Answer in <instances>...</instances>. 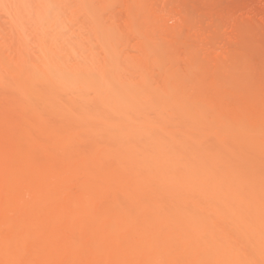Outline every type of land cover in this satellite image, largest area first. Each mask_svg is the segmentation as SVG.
<instances>
[{
  "label": "bare ground",
  "instance_id": "obj_1",
  "mask_svg": "<svg viewBox=\"0 0 264 264\" xmlns=\"http://www.w3.org/2000/svg\"><path fill=\"white\" fill-rule=\"evenodd\" d=\"M111 1L0 0V90L17 101L7 104L0 94L1 106L21 104L25 116L16 134H9L19 124L14 116L0 118V264H264V169L255 166V125L264 116L255 113L256 85L230 95L235 70L222 68L228 84L219 82V50L203 60L218 71L215 82L227 84L221 89L209 71L203 82L193 74V53L183 64L187 81L163 67L165 46L153 32L140 38L130 24L139 38L127 45L133 32L126 23L141 17L139 0L121 1L125 42L138 53L120 51L125 38L116 33ZM160 25L152 31L176 42ZM167 39L177 57L169 58L181 62ZM31 121L41 138H30L24 126ZM6 134L27 148L10 146Z\"/></svg>",
  "mask_w": 264,
  "mask_h": 264
},
{
  "label": "rangeland",
  "instance_id": "obj_2",
  "mask_svg": "<svg viewBox=\"0 0 264 264\" xmlns=\"http://www.w3.org/2000/svg\"><path fill=\"white\" fill-rule=\"evenodd\" d=\"M111 1V0H110ZM115 0H113V4L114 5H112L111 3V5L113 6V10H115L114 12V14H115V16H112V17H114L115 19H113L115 22L117 21V23H115V25H117L116 27L118 28L117 30H118V32L116 31V33H118V34H120V35H122L121 37L123 38V36H124V38L125 39H123L124 41H123V44H124V42L126 41V37L129 35L127 32H129V33H131V32H133V27H132V25H131V27H130V24H133V26L135 27L134 29H136V31H137V28H139L138 29V32H139V37L141 38H144V39H147L146 37H149L150 35H151V33L154 35V36H152L153 38L156 36L157 38H159L158 40H162L161 42L163 43L164 42V44L165 45H162V43L160 44V47H162V46H165V48L163 49V51H164V54L168 57H165L166 59H164L162 62H161V65L163 66V67H166V68H168L169 66L171 67V68H176L177 70L176 71H179L178 73H185L186 71V69L188 70V68H186L185 66H186V64L184 63V62H186V61H191V59L192 58H194V60H195V62L197 61L198 63H196V64H198V66H196V64H193V62L191 61V63L192 64H190V65H194L193 67L195 68V69H193V67L191 68V67H189V66H187V67H189V68H191V70H194V75L195 74H199L200 76H202L203 77V75H201V74H206V75H208L209 73H211L209 76L210 77H212V79L214 80V81H211L210 83L212 84L213 82L216 84V86H214V87H218V85L219 84H217L216 82H218L216 79H217V77L219 76V75H217V77L214 79V76H213V74L215 75V71L218 73V71L216 70V68H214L213 67V64L215 65V63H217V65L218 66H216L215 65V67H220L219 66V64L222 66V67H220V68H218V70H219V73L221 72V74L223 73V69H230V70H233V71H229V72H234V70H235V72L234 73H232V75H233V77H235V79L231 76V78L232 79H230L229 77V80H228V82L229 81H232V82H229V85H230V83H231V86L229 87V85H228V87L230 88V89H228L227 91H229V90H232L233 88H234V90H235V88H236V90L235 91H238V94L237 95H239V93L240 92H242V90H243V94H244V92L248 89V88H250V87H253V85L255 84L256 86V88H254L255 90H257V91H255V113H257L258 112V114H256V115H258V119H259V117L260 116H264V115H262L261 113H264V90L262 91L261 89H264V0H154V2H153V0H136V1H138V3H139V7L138 8H134V9H137L139 12H137V11H135L133 8V10H134V13H136L137 12V14L138 15H140L139 17L141 18V19H144V20H141L140 18L138 19V16L137 15H133L132 17L130 16V15H128V16H130L131 18H129L130 20H131V23H129V22H127V20H126V16H125V12H126V10H124L125 9V7H124V5H125V3H124V5H123V2H125V0H116L115 2H114ZM121 1H123L122 3H121ZM127 1V0H126ZM132 1V0H131ZM131 1L130 0H128L127 2H130L131 3ZM145 1V2H144ZM148 1V2H147ZM112 2V1H111ZM134 2V1H133ZM141 2V3H140ZM156 3H158V4H156ZM132 4V3H131ZM135 4V3H134ZM142 4V5H141ZM148 4V5H147ZM153 4V5H152ZM120 5L122 6V7H120ZM128 5H130V4H128ZM182 5V6H181ZM126 6V5H125ZM149 6V7H148ZM156 6V7H155ZM159 6V7H158ZM161 6V7H160ZM109 7V6H108ZM127 7V6H126ZM185 7V8H184ZM123 9L122 11L120 10V9ZM130 8H131V6H130ZM158 8V9H157ZM161 8V9H160ZM188 8V9H187ZM129 9V8H128ZM144 9V10H143ZM155 9V10H154ZM163 9H164V11H163ZM175 9V10H174ZM179 11H178V10ZM109 10V9H108ZM107 10V11H108ZM130 10V9H129ZM171 10V11H170ZM176 10H177V12H176ZM185 12H184V11ZM143 13V16H142V13ZM106 12V11H105ZM104 12V15H106V17L105 18H103L104 19V21H107L108 22V19H106L107 18V13L109 12L110 13V11H108L107 13H105ZM121 14H120V13ZM149 12H150V14H149ZM151 12H155L154 14L156 15V16H154L153 15V13H151ZM160 12H161V15H160ZM184 12V13H183ZM116 13H117V15H116ZM128 13V12H127ZM171 13V14H170ZM248 13V14H247ZM254 13V14H253ZM129 14V13H128ZM158 14V15H157ZM166 14H168V15H166ZM178 14V15H177ZM183 14V15H182ZM250 14V15H249ZM111 15H113L112 14V10H111ZM121 15V16H120ZM127 15V14H126ZM147 15V16H146ZM152 15V16H151ZM160 15V16H159ZM165 16L166 18V22H165V19H163L164 17H162V19H163V21H162V19L160 20V18H161V16ZM174 15V16H173ZM125 16V17H124ZM149 16V17H148ZM168 16V17H167ZM179 16V17H178ZM104 17V16H103ZM109 17H110V15H109ZM111 17V18H112ZM118 17H121V18H118ZM156 17L158 18L159 17V21H157V19H156ZM249 17V18H248ZM255 17V18H254ZM111 18H109L110 20H111ZM153 18V19H152ZM174 19V24L172 25V23H173V19ZM178 18H179V20H178ZM229 18V19H228ZM252 18V19H251ZM106 19V20H105ZM119 19L120 20H124V21H119ZM172 19V20H171ZM181 19V20H180ZM187 19H188V21H187ZM223 19V20H222ZM231 19V20H230ZM250 19V20H249ZM254 19V20H253ZM109 20V21H110ZM125 20H126V22H125ZM176 20L179 22H176ZM182 20H184V21H182ZM227 20V21H226ZM233 20H234V22H233ZM153 21L155 22V21H157V22H160V24H161V21H162V23L164 24V22H165V25H163L162 24V26L164 27L165 26V29L163 30V31H165L167 34L169 33V35L168 36H170L169 38L170 39H175V41L176 42H174L173 40H169V39H167V38H162L161 37V39H160V35H161V33L160 34H158V33H156V32H154V31H152V29H155L156 28V26L157 25H160L159 23L157 24V22H156V24L155 23H153ZM172 21V22H171ZM224 23H223V22ZM226 21V22H225ZM231 23H230V22ZM113 21H111L109 24H111ZM168 22H170V23H168ZM176 22V23H175ZM183 23L182 25L184 26H182L181 25V23ZM191 22V23H190ZM228 22V23H227ZM234 24H233V23ZM237 22H239V23H237ZM120 23H121V26H120ZM123 23L125 24L126 23V25L128 26L129 25V29H130V31H128L127 29V26L125 27L124 25H123ZM129 23V24H128ZM177 23H178V25H177ZM227 23V24H226ZM241 23V24H240ZM107 26H110V25H108L107 23H105ZM170 24V25H169ZM175 24H176V27H175ZM181 26H180V25ZM231 24H232V26H231ZM244 24V25H243ZM122 25H123V27H122ZM136 25V26H135ZM192 25V26H191ZM211 25V26H210ZM237 25H239L240 26V28L237 26ZM120 26V27H119ZM161 25H160V27H162ZM167 26V27H166ZM171 26V27H170ZM172 26H174L175 27V29H174V27H173V30H172ZM180 26V27H179ZM115 27V28H116ZM126 28V31L127 32H125V34L123 33L125 30V28ZM137 27V28H136ZM234 27V28H233ZM236 27V28H235ZM112 28H114V25H111L110 26V29H112ZM120 28V29H119ZM124 28V29H123ZM157 28H158V26H157ZM156 28V29H157ZM178 28H180V30L178 31ZM184 28H186V29H184ZM195 28V29H194ZM109 29V28H108ZM123 29V30H122ZM160 29H163V28H160ZM176 29H177V31H176ZM235 29H239V30H235ZM241 29V30H240ZM112 30H115V29H112ZM119 30H121V32H119ZM132 30V31H131ZM159 30V29H158ZM158 30H157V32H158ZM167 30H169L168 32H167ZM170 30H171V32H170ZM186 32H185V31ZM195 30V31H194ZM151 31V32H150ZM156 31V30H155ZM150 32V33H149ZM162 32V31H161ZM197 32V33H196ZM113 33H115V31H113ZM126 33L128 34L127 36H126ZM164 33V32H163ZM174 33V35L173 36H171L170 34H173ZM202 33V34H201ZM124 34V35H123ZM136 33H134L133 32V36L132 35H130V36H128V39H127V45L129 44V45H131V43H133V40H135V39H133V38H136V41H137V38H139L138 37V34H137V37H135L136 35H135ZM145 34V35H144ZM184 34V36H182ZM186 34V35H185ZM196 34V35H195ZM207 34V35H206ZM215 34V35H214ZM228 34H230V35H228ZM146 36V37H144V36ZM147 35H149V36H147ZM117 36H119V35H117ZM126 36V37H125ZM162 36H163V34H162ZM164 36H166V34L164 35ZM131 39H130V38ZM151 37V36H150ZM180 37V38H179ZM197 37V38H196ZM200 37H203V38H200ZM208 37V38H207ZM184 38V39H183ZM229 38V39H228ZM121 39V38H120ZM151 39V38H150ZM156 39V38H155ZM165 39H167V40H169V41H171V42H173L172 43V45L174 44V47L175 48H177L176 50H178L177 51V55H179V57H180V60H181V62H182V64H181V62L178 60L177 62L176 61H173L172 59H171V57H172V55H174V57L176 56L175 54H174V52L172 51V50H174V48L172 47V50L171 49H168V47H170V45L168 46V44H170L169 42H168V44H166V40ZM187 39V40H186ZM200 39V40H199ZM230 39H231V41H230ZM142 40V39H141ZM154 40V39H153ZM152 40V41H153ZM165 40V41H164ZM197 40V41H196ZM229 40V41H228ZM117 41H120V40H117ZM122 41V40H121ZM130 41H132L131 43H130ZM139 41V40H138ZM203 41V42H202ZM210 41H212V42H210ZM223 41H224V43H223ZM126 42H125V46L124 45H121L120 44V47H118V49L119 48H123L124 50H125V48L127 47V45H126ZM129 42V43H128ZM139 42H141V41H139ZM139 42H136V43H139ZM144 42H146L147 43V45L149 44L150 45V41H149V43H148V40H146V41H144ZM156 42V41H155ZM159 42V41H158ZM202 42V43H201ZM204 42H206V44L204 45ZM120 43H122V42H120ZM188 43H190V44H188ZM198 43V44H197ZM215 43V44H214ZM223 43V44H222ZM118 45H119V42L117 43ZM141 44H142V42H141ZM117 45V46H118ZM134 45V44H133ZM132 45V47L130 46V48H129V46L127 47V49H126V51L127 50H131V48L133 49V50H131V51H133V53L132 52H130V54H135V51L137 52L138 51V49H135V51H134V47H135V45L133 46ZM137 45V44H136ZM146 45V44H145ZM146 45V46H147ZM157 45V44H156ZM167 45V46H166ZM179 45V46H178ZM189 45H190V47H189ZM194 46V48H193V46ZM199 45V46H198ZM200 45L202 46V47H200ZM204 45V46H203ZM121 46H123V47H121ZM206 46H208V48L206 47ZM214 46V47H213ZM138 47V46H137ZM167 47V48H166ZM199 47V48H198ZM204 47V48H203ZM211 47H213V48H211ZM222 47V48H221ZM225 47V48H224ZM136 48V47H135ZM171 48V47H170ZM201 48V49H200ZM208 50H210V51H212V52H210V51H208ZM210 48V49H209ZM217 48H219V49H217ZM223 48L224 49H226L227 50V52H224V51H226V50H223ZM228 48V49H227ZM122 49V50H123ZM196 49V50H195ZM207 50V51H205V50ZM230 49H232V50H230ZM120 51H121V49H119ZM202 50V51H201ZM204 50V51H203ZM216 50H219V52H220V54H219V52H217ZM235 50V51H234ZM119 51V52H120ZM126 51H122L123 53H124V55L125 56H128V52H126ZM171 51V52H170ZM193 51V52H192ZM199 51H201V52H199ZM214 51V52H213ZM220 55V56H218L217 54H215L216 52ZM228 51H229V54H228ZM172 53V54H168V53ZM199 52V53H198ZM203 52H204V54H203ZM207 52H208V54H207ZM238 52V53H237ZM122 53V54H123ZM138 53V52H137ZM189 53H190V55L193 53V55H191L192 56V58H190V60H188V56H190L189 55ZM127 54V55H126ZM195 54H196V56H195ZM203 55L204 57L202 58L201 57V55ZM213 54H215V55H213ZM224 54V55H223ZM171 55V57L169 58V56ZM211 55V56H210ZM213 55V56H212ZM225 56L224 58L225 59H223V57H221V56ZM229 55V56H228ZM233 55V56H232ZM132 56V55H131ZM134 56H136V55H134ZM133 56V57H134ZM190 56V57H191ZM214 56H216V58H217V56H218V60L217 59H215V58H213L214 59V63L213 62H211V64H208V63H204V60H206L207 58H209L210 60L212 59L211 57H214ZM237 56V57H236ZM129 57V56H128ZM173 57V58H174ZM227 57V58H226ZM231 57V58H230ZM232 57H234V58H232ZM177 57H175V59H176ZM206 58V59H205ZM229 58V59H228ZM168 59V60H167ZM174 59V60H175ZM179 59V58H178ZM204 59V60H203ZM208 60V59H207ZM215 60H217V62L215 61ZM221 62H220V61ZM224 60H226V61H224ZM174 62V63H172V62ZM211 61H213V60H211ZM178 62L180 63V65L178 64ZM194 62V63H195ZM207 62H209V60L207 61ZM228 62V63H227ZM230 62V63H229ZM175 63H177L178 64V66H177V64H176V66H175ZM200 63L202 64V65H200ZM206 65H204V64ZM225 63L227 64V65H225ZM183 64L185 65V66H183ZM225 66V68H224V66ZM211 65V66H210ZM231 66V68L229 67V66ZM181 66H183V67H181ZM199 66H201V67H203V66H205V68L207 67V66H209V67H207V69H205V72L206 71H209V73L208 72H204V73H202L201 71H202V69H204V68H202V69H200L199 68ZM185 67V70L183 69ZM199 69H198V68ZM180 68H181V70H180ZM208 68H209V70H208ZM223 68V69H222ZM211 69V70H210ZM228 69V70H229ZM195 70H196V72H195ZM199 70V71H198ZM228 70H227V74H228ZM185 71V72H184ZM214 71V72H213ZM225 72V71H224ZM189 73H190V71H189ZM218 73V74H219ZM231 73H230V75H231ZM237 73V74H236ZM181 74V75H182ZM185 74H187V73H185ZM226 74V75H227ZM239 74V75H238ZM246 74H249V75H247V77H246ZM184 75V74H183ZM224 75V73L222 74V76H219L218 78H220V79H222L221 77H223V79L222 80H224V81H219V82H226L227 83V79H226V77H225V75ZM235 75V76H234ZM243 75H244V77H243ZM185 76V75H184ZM183 76V77H184ZM187 76V77H186ZM184 78H185V80H186V78L188 79V74L186 75ZM193 76V75H192ZM216 76V75H215ZM228 76V75H227ZM251 77V78H250ZM190 78H192V77H189V83L191 82L192 84H190V85H192L193 86V84L195 83H197V81H201V82H203V81H205L206 79H208L207 78V76H206V78H205V76L203 77V78H205V79H202V78H200L199 79V77L198 76H195L194 78H196V79H194L193 78V80L192 79H190ZM199 80H198V79ZM226 80H225V79ZM238 79V80H237ZM252 79H254V80H252L253 82H251L250 83V81ZM194 80H196V82H194ZM215 80H216V82H215ZM187 81V80H186ZM194 83H193V82ZM199 81V82H200ZM245 81H247L246 83H244ZM249 82V83H248ZM257 82H259V83H257ZM206 83H208V81L206 82ZM223 84L224 86H226L227 84ZM238 83V84H237ZM257 83V84H256ZM221 84V83H220ZM222 84L221 85H219V87L220 86H222ZM261 84V85H260ZM186 85V84H185ZM213 85V84H212ZM244 85V86H243ZM250 86V87H248L247 89L246 88H243L242 90L240 89V88H242V87H246V86ZM257 85H258V87H257ZM263 85V86H262ZM187 86H188V84H187ZM239 86H241V87H239ZM260 86V87H259ZM225 88H227V87H223V90L225 89ZM258 88H260V89H258ZM218 89H221V87L220 88H218ZM244 89H246L245 91H244ZM250 89H252L253 90V88H250ZM3 89H1L0 90V94H6V93H2V92H5L4 90L2 91ZM233 90V91H234ZM241 90V91H240ZM251 90V92H254V91H252ZM225 91V90H224ZM227 91H225V92H227ZM240 91V92H239ZM229 92H231L230 93V95H233L232 94V91H229ZM247 92H248V90H247ZM256 92H258L257 94H256ZM263 92V93H262ZM8 93V92H7ZM9 94H10V92H9ZM9 94H6V95H9ZM227 94V93H226ZM6 95H5V97H6ZM235 95V94H234ZM245 95H246V93H245ZM258 95V97H256ZM11 96V98H12V94L10 95ZM0 97H2V95L0 96ZM8 97V96H7ZM6 97V98H7ZM235 97V96H234ZM261 97H262V100H261ZM8 98H10V97H8ZM11 98L9 99L10 100V102L8 101H5V102H7V104L8 103H11V101L12 100H14V99H12L11 100ZM14 98V97H13ZM229 98V97H228ZM240 98V96H238V98L237 99H239ZM258 98V99H257ZM225 100L227 99V96H225V98H224ZM230 99V98H229ZM229 99L228 100H226V101H228L229 102ZM1 100H3V99H1ZM235 100H236V98H235ZM258 100V101H257ZM16 101V100H15ZM262 101V102H261ZM4 102V101H3ZM4 102V103H5ZM17 102V101H16ZM16 102H13L12 101V103L11 104H13V103H16ZM231 103L233 102L232 100L230 101ZM258 102V103H257ZM3 103V105L7 108H5V107H3V106H1L2 104H1V101H0V115H1V117L0 118H7V117H10L9 118V120H11L12 118H13V116H14V118L12 119V120H16L17 122H19V124H18V126H17V124L15 123V124H13L14 126H17L16 128H13L14 126L12 125L10 128H13L12 130L11 129H9V131H10V133L9 134H13V133H17L21 128L19 127V125H20V120H21V122H23V121H25V120H23L24 119V117H23V115H22V112H21V110H20V108L22 107V105L21 104H19V107H17L16 105L14 106V107H16L18 110H20V112L19 113H21V115H20V119L19 120H17V119H15V114L17 113V117L16 118H18V116H19V114H18V110H12L13 108L11 107V106H9L10 108H8L5 104ZM10 105V104H9ZM14 105V104H13ZM20 105H21V107H20ZM257 105V106H256ZM3 107V108H2ZM260 107V108H259ZM4 108H5V110H4ZM12 108V109H11ZM257 108V109H256ZM2 109L6 112L5 114H4V111L2 112ZM15 109V108H14ZM261 110V113H259V111ZM12 110V111H11ZM7 111H10V113L9 114H7ZM17 111V112H16ZM23 112H24V110H22ZM11 112H13V114L11 113ZM25 113V112H24ZM12 114V115H11ZM4 115V116H3ZM12 117H11V116ZM26 115V114H25ZM22 116V117H21ZM21 118H23V119H21ZM27 118V117H26ZM257 117H255V122L258 120V119H256ZM263 118V119H262ZM260 119H262V123H263V121H264V117H261ZM259 121V120H258ZM256 122L257 124L255 125V126H257L258 125V127H256V128H258V129H261L260 130V135H257L256 134V131H258V129H256L255 130V159H256V163H255V166H256V168L258 167L259 169L258 170H260V168L263 170L264 169V125H259V124H261V123H259V122ZM261 121V120H260ZM54 122V121H53ZM50 123V122H49ZM259 123V124H258ZM23 124H24V122L22 123V126H23ZM264 124V123H263ZM32 126V121H31V125H30V123H28V127L27 126H24V127H26V128H31V129H29V136H30V138H32V139H39V138H41V134L40 133H38L37 131H35V128H33V127H31ZM15 131V132H14ZM259 133V132H258ZM39 134V135H38ZM5 136V135H4ZM7 134H6V137L5 138H7ZM38 136V137H37ZM260 136V137H259ZM259 138L260 139H262V141H260L259 140ZM6 140V139H5ZM7 140H9L8 141V144H10V146H13V145H18V146H22L21 148H27V146L26 147H24L25 145L24 144H28L29 142H27L25 139L23 140V139H21L18 135H16V136H14V137H11V138H7ZM17 140H19V141H17ZM13 143H12V142ZM22 141H23V144H22ZM26 141V142H25ZM11 142V143H10ZM262 142H263V144H262ZM22 144V145H21ZM35 150H38L37 151V154L39 155V156H41L40 155V153H41V149L39 150V149H35ZM40 151V152H39ZM39 152V153H38ZM34 154L36 153V151H34L33 152ZM37 154H35L36 155V157H38V155ZM35 155H33V156H35ZM39 158V157H38ZM260 163H259V162Z\"/></svg>",
  "mask_w": 264,
  "mask_h": 264
}]
</instances>
